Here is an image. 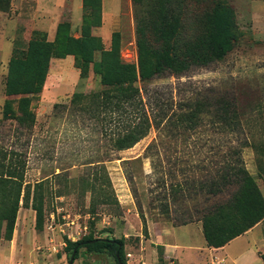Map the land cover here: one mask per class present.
<instances>
[{
  "label": "rangeland",
  "instance_id": "374dc122",
  "mask_svg": "<svg viewBox=\"0 0 264 264\" xmlns=\"http://www.w3.org/2000/svg\"><path fill=\"white\" fill-rule=\"evenodd\" d=\"M220 1L233 12V23L228 29L235 36L233 48L223 59L208 66L194 67L180 77L166 73L150 81L138 80L136 84L141 88L146 85L150 91L156 88L172 90L176 98L190 94L196 87L206 86L237 94L242 129L239 136L247 142L242 149V158L264 198V0ZM82 3V0H0V146L15 151L17 157L24 160L26 182L33 184L44 180L42 228H35V211L21 206L11 240L0 239V264H68L67 240L75 241L90 235L121 238L124 259L136 257L140 239L148 237L151 222L173 224L161 213L158 200L149 204L151 196L147 191L158 177L169 181L171 166L168 159L174 162V168L182 169L186 167L182 159L192 152L193 161H189V165L201 167L208 163L206 155L210 146L224 144L232 137L231 134H212L208 127L202 126L186 140H182L185 135L177 136V140H164V146L159 148V165L153 169L150 158L143 156L146 145L156 137L154 128L131 148L107 150L103 145L108 147V142L99 135V128L92 121L80 116L68 117L64 106L69 104L74 92L87 93L104 88L92 63L87 76L80 77L77 65L81 57L83 64L84 53L92 54L94 61L98 60L97 49L109 50L113 32H119L117 47L122 60L138 63L133 0H101L100 21L89 29L82 26ZM59 23H64L61 27L63 35L77 39L72 42L75 53L49 59L42 91L28 104L35 114V123L27 130L13 119H2L4 102L8 99L5 89L12 51L14 48L25 51L34 41H53ZM152 60L151 56H146L148 64ZM18 97H9L14 111L19 105ZM137 156L140 160L135 164L123 162ZM98 159L104 160L103 173L112 186L109 193L113 199L106 205L98 204L102 193L100 180L94 181L95 177L86 165ZM124 168L134 171L137 176L136 192L127 180ZM61 169L60 177L51 176L53 171ZM190 172L196 178L204 173L199 169L188 171V174ZM180 176L175 178L180 180ZM91 184L96 188L93 189ZM201 195L199 205H206L204 195ZM184 202L171 205L172 216L178 214L177 209L183 210L185 204H190L187 200ZM260 222L261 227L252 232L249 245L246 237L234 243L237 251L243 252L245 264H262L264 259V218ZM198 238L195 233L191 236L192 242ZM88 254L85 248H79V254L71 264L87 259ZM107 254L115 264L114 257ZM158 264L168 263L158 260Z\"/></svg>",
  "mask_w": 264,
  "mask_h": 264
},
{
  "label": "trees",
  "instance_id": "16d2710c",
  "mask_svg": "<svg viewBox=\"0 0 264 264\" xmlns=\"http://www.w3.org/2000/svg\"><path fill=\"white\" fill-rule=\"evenodd\" d=\"M82 2V26L89 29L100 21L101 0ZM133 4L138 63L122 60L117 47L119 32H113L109 50L98 48L96 61L92 54L84 53L83 64L81 57L77 65L83 78L92 63L104 88L87 93L74 92L69 104L64 106L66 114L70 118L80 116L92 121L99 128V135L108 142V147L103 145L107 150L131 148L154 128L156 137L146 145L143 156L150 158L153 169L159 165V148L164 146V140H177L179 135H185L182 140H186L202 126L208 127L212 134H231L224 144L216 143L207 149L208 163L201 167L189 165V161H193L192 152L182 159L186 164L182 169L174 168V162L168 159L169 181L158 177L147 189L151 196L149 204L158 200L161 213L173 222L172 225L199 221L207 245L221 247L264 218L263 195L242 158L247 142L239 136L242 129L237 94L206 86L196 87L190 94L176 98L172 90L156 88L150 91L146 85L141 88L136 82L150 81L166 73L180 77L194 67L208 66L223 59L234 46L235 36L228 29L233 23V12L220 0H133ZM63 24H58L53 41H34L25 51L13 49L5 89L8 99L4 102L2 119H13L27 130L34 126L35 114L28 104L42 91L49 59L75 53L72 42L77 39L62 34ZM147 55L153 58L149 64ZM12 96H19L16 111L9 100ZM17 154L0 146V239L4 240H11L21 206L35 211L36 229H41L44 222V180L33 184L26 182L25 162ZM139 160L137 156L123 162L135 164ZM103 161L98 159L86 165L94 181L100 180L102 193L98 204L106 205L112 202L113 196L109 193L111 183L103 173ZM194 169L204 173L197 178L191 172L192 176L188 174ZM62 170L53 171L51 176L60 177ZM124 172L136 192L134 171L124 168ZM178 175H181L180 180L175 178ZM91 185L96 188L95 184ZM201 194L206 205H199ZM185 200L190 204H185L183 210L177 209L178 214L172 216L171 205L185 203ZM140 216L144 220L143 213L140 212ZM75 247L74 259L83 247L87 253H109L116 264H126L121 238L90 235L67 240L69 257ZM156 248L161 262L163 248L161 245Z\"/></svg>",
  "mask_w": 264,
  "mask_h": 264
},
{
  "label": "crops",
  "instance_id": "0c3cea01",
  "mask_svg": "<svg viewBox=\"0 0 264 264\" xmlns=\"http://www.w3.org/2000/svg\"><path fill=\"white\" fill-rule=\"evenodd\" d=\"M258 227H261V222L221 247H210L204 239L200 222L177 226L151 222L148 226V237L140 239L137 256L125 259V261L126 264H158L156 247L161 245L163 248L162 259L168 264L173 262L178 264H245L243 263V252L239 253L238 249L234 247V243L246 237V242L249 245L248 240L252 238V232ZM194 233L199 236L196 242L191 240ZM182 234H185L186 237ZM141 248L144 249V252L141 251ZM87 256H89L87 259L76 260L73 264H112L110 255L107 253H89ZM262 264H264L263 258Z\"/></svg>",
  "mask_w": 264,
  "mask_h": 264
},
{
  "label": "water",
  "instance_id": "95a60500",
  "mask_svg": "<svg viewBox=\"0 0 264 264\" xmlns=\"http://www.w3.org/2000/svg\"><path fill=\"white\" fill-rule=\"evenodd\" d=\"M110 241H113V240H110ZM76 249H77V247H75V248L73 249V251H72V253H71V256H70V258H69V262H68V264H71V263L73 262V260H74V254H75ZM117 256H118V252H117Z\"/></svg>",
  "mask_w": 264,
  "mask_h": 264
},
{
  "label": "built area",
  "instance_id": "2783aa9c",
  "mask_svg": "<svg viewBox=\"0 0 264 264\" xmlns=\"http://www.w3.org/2000/svg\"><path fill=\"white\" fill-rule=\"evenodd\" d=\"M52 230H54L53 227H52Z\"/></svg>",
  "mask_w": 264,
  "mask_h": 264
}]
</instances>
